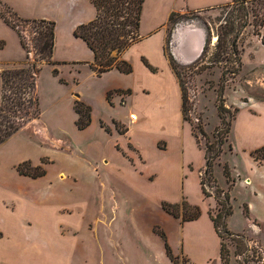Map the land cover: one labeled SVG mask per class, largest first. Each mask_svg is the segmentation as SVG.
<instances>
[{
	"label": "rangeland",
	"instance_id": "rangeland-1",
	"mask_svg": "<svg viewBox=\"0 0 264 264\" xmlns=\"http://www.w3.org/2000/svg\"><path fill=\"white\" fill-rule=\"evenodd\" d=\"M158 1L145 0L141 36L165 20L170 7L177 10L182 7L173 1L162 0L157 4ZM0 2V12L9 8L24 19L55 22L53 60L58 64L51 66L39 60L34 45L38 36L35 29L28 28L22 33L28 47L25 50L16 32L0 18V68L32 63L41 67L37 80L40 117L25 124L0 146V229L8 236L0 240L1 256H8L15 242L35 241L37 246L43 243L46 235L41 233V218L46 213L58 212L60 216L69 214L70 227L80 229L78 235L72 228H61L63 234L80 239L79 246L73 249L74 264H264V164L254 158V152L264 148V28L258 36L253 27H248L236 41V56L229 38L227 45L215 48L218 35L224 36L225 20L230 16L231 10L223 8L227 4L177 12L180 17L166 28L165 53L191 103L185 124L198 137L197 142L192 140L185 126L187 157L181 185L173 188L178 197L174 205H180L181 210L183 206L197 207L201 216L180 223L181 218L174 220L161 205L148 200L138 190L125 188V192L111 177L101 180L86 170L84 145L97 138L99 117L111 114L98 95L102 88L114 84L109 76L99 78L91 70L93 53L73 33L76 21L95 19L91 3L88 0H69L58 5L52 0ZM189 28L195 37L188 36ZM176 30L182 32L177 40ZM185 40L192 48L203 41L202 52L206 41L209 44L201 58L202 52L191 60L187 57L191 49L183 51L179 44ZM176 41L178 47L174 45ZM175 50L180 60L183 61L182 55L190 61H179L174 56ZM82 94L91 100L95 110L91 135H83L75 128L74 104L81 101ZM222 104L229 111L224 113L226 121L232 120L229 135L224 134L219 114ZM127 110L119 107L115 112L124 116ZM235 110L238 113L233 119ZM207 146L213 147V153L219 148L221 151L211 164L209 177L205 175ZM86 158L94 162L97 155L92 152ZM20 164H24L21 167L24 172L29 167L40 166L46 174L37 179L20 175ZM61 172L66 178L60 179ZM70 175H75L77 180H71ZM201 179H205L209 196L202 193ZM225 198L231 214L219 222H224L235 236L225 237L227 255L222 259L220 239L209 214L216 219ZM64 202L80 204L81 210H87L86 226H78L75 210L59 209ZM103 210L110 217L117 211L116 232L112 235L105 233L100 225L95 234L89 230L93 217ZM55 217L52 216L53 221ZM165 241L170 245L173 261L166 255ZM118 255H123L124 260H118Z\"/></svg>",
	"mask_w": 264,
	"mask_h": 264
},
{
	"label": "crops",
	"instance_id": "crops-1",
	"mask_svg": "<svg viewBox=\"0 0 264 264\" xmlns=\"http://www.w3.org/2000/svg\"><path fill=\"white\" fill-rule=\"evenodd\" d=\"M168 1L181 4V9L170 7L166 19L154 24L153 28L141 36L142 40L123 55V59L133 66V72L125 75L112 70L99 77L109 76L114 81L113 85L102 88L98 95L111 114L108 117H99L97 138L85 143L82 151L87 154L86 157H89L92 152L97 155L94 162L84 158V162L88 163L86 167L88 174L97 176L101 180L111 177L116 184L124 187L125 192L126 189L132 191L134 188L143 193L148 200H154L161 206L163 203L175 204L178 201L174 191L176 186L181 185L187 157L185 126L189 128L192 135L190 126L185 124L183 118L181 86L165 53L169 17L173 12L213 9L231 2L226 0ZM67 2L69 0H52V3L57 5ZM161 2L162 0H159L157 4ZM90 20L93 18L76 21L73 33L78 26ZM174 56L178 58L175 54ZM143 58L158 71L151 72L143 63ZM90 101L89 98L81 95V102L92 109L91 125L82 131L75 126L83 135H91L94 122L95 110ZM119 107H127L128 110L124 116L115 112ZM135 111L139 112V115L134 114ZM131 115H135L136 119L132 120ZM191 138L195 140L193 135ZM61 175L66 178V174L61 172L60 179ZM70 177L71 180H77L75 175ZM77 205L73 202H64L59 209L75 210L78 226L82 224L86 226L87 210H81L80 204ZM100 213L96 214L89 223V230H93L95 234L100 225L105 233L112 235L116 232L114 224L117 221V211H113L111 217L106 215L104 210ZM57 214L58 212L46 213L45 217L41 218L43 230L40 232L46 235L43 243L37 246L35 241H31V244L15 242L8 256L0 255V263L74 264L73 249L79 246L80 239L75 235L63 234L61 228H72L78 235L80 229L70 227L67 218L69 214L64 216ZM52 216L57 218L59 216L60 219L55 217L53 221ZM81 220H83L82 223ZM174 220L177 219L174 218ZM0 232V240L8 238L1 229ZM108 257L113 258L110 254ZM118 260H124L123 255H118Z\"/></svg>",
	"mask_w": 264,
	"mask_h": 264
},
{
	"label": "trees",
	"instance_id": "trees-1",
	"mask_svg": "<svg viewBox=\"0 0 264 264\" xmlns=\"http://www.w3.org/2000/svg\"><path fill=\"white\" fill-rule=\"evenodd\" d=\"M96 11V17L93 21L78 26L74 31L75 38L85 42L88 49L93 53L94 61L90 65L91 70L100 77L102 74L117 70L118 72L129 75L133 72L131 63L123 59V55L133 45L140 42L142 14L144 10L145 0H88ZM1 3V2H0ZM223 8L230 9L229 17L225 20V33L218 35L216 49L227 45V38L231 42V51L236 56V41L248 27L255 29V35L261 36V30L264 28V0H231ZM9 10V11H8ZM7 12V13H6ZM8 14V15H7ZM180 17L178 13H171L169 17V25L176 22V18ZM0 18L13 29L18 35L20 44L23 49L27 50V44L22 35L23 31L28 28L35 29L37 37L34 38V45L39 60L44 64L57 66V62L53 60V51L55 46V30L56 24L47 20H30L18 16V13L12 12L6 8L5 12H0ZM209 41H206L202 55ZM262 44L264 46V35H262ZM29 53V51H27ZM220 53L217 54L218 60ZM143 63L149 70L156 73L158 70L152 67L146 59H142ZM240 60L238 63L240 64ZM173 72L178 77L175 67L170 64ZM54 74H58L55 68ZM41 72V67L36 63L25 64L22 66L0 68V146L5 144L13 137L25 124L37 120L40 117L41 109L37 94V80ZM180 83V82H179ZM182 90V112L184 121H187V112H190L191 103L187 95ZM219 114L224 125V134L229 135L232 120L226 121L224 113L229 112L223 104L219 106ZM74 112L77 115L75 126L82 131L87 129L92 122V109L83 102H75ZM235 110V119L236 114ZM200 132H203L200 130ZM203 134V133H202ZM193 137L198 141L197 134L193 131ZM222 142H219V146ZM213 147L210 146L205 150V160L207 171L206 177H209V170L212 162L221 153L220 148L213 153ZM213 153V155H212ZM254 158L260 164H264V148L254 152ZM24 165V164H23ZM20 164L18 172L20 175L28 176L33 179L45 176V170L40 166L29 167V171H22ZM204 175V178H205ZM205 179H201L200 186L202 193L209 196L205 189ZM222 211L219 212L216 219L209 214L214 229L220 239V256L225 259L227 255L225 237L235 236L230 233L224 222H219L231 214V207L228 206V198L222 203ZM162 210L172 217L181 218L182 222L195 221L201 216V212L197 207H185L182 210L180 205L162 204ZM218 219V220H217ZM1 236V234H0ZM244 240L243 235H237ZM162 238L165 240L164 234ZM239 246V245H238ZM165 251L167 257L173 261L171 248L165 241Z\"/></svg>",
	"mask_w": 264,
	"mask_h": 264
},
{
	"label": "bare ground",
	"instance_id": "bare-ground-1",
	"mask_svg": "<svg viewBox=\"0 0 264 264\" xmlns=\"http://www.w3.org/2000/svg\"><path fill=\"white\" fill-rule=\"evenodd\" d=\"M181 34H182V32H180L179 30H176L175 31V38H176V40H177L178 37L182 36ZM193 34H194L193 31H191V29H190V32H189V35L188 36L189 37H195ZM179 44H180V46L182 45V48H183L182 50L183 51H186V50L191 49L190 50L191 51L190 55L188 54L189 56H187V57H190L191 60H195V59H197L200 56V54L202 52L203 45H204L203 41H201V40L198 42V44H197V46L195 48H192V46L188 43V40H185V41H183L182 43H179ZM174 45H175V47H178L177 41H176V43ZM174 53H175L176 57H178L177 59L180 60L181 58L178 56L177 50H175ZM181 57L183 58V61L184 62L190 61V59H186L182 55H181ZM61 179H64V176L63 175H61Z\"/></svg>",
	"mask_w": 264,
	"mask_h": 264
},
{
	"label": "built area",
	"instance_id": "built-area-1",
	"mask_svg": "<svg viewBox=\"0 0 264 264\" xmlns=\"http://www.w3.org/2000/svg\"><path fill=\"white\" fill-rule=\"evenodd\" d=\"M131 119L132 120H135L136 119V116L135 115H131Z\"/></svg>",
	"mask_w": 264,
	"mask_h": 264
}]
</instances>
